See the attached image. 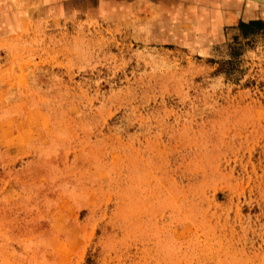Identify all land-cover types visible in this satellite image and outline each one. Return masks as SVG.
Segmentation results:
<instances>
[{
  "label": "rangeland",
  "instance_id": "obj_1",
  "mask_svg": "<svg viewBox=\"0 0 264 264\" xmlns=\"http://www.w3.org/2000/svg\"><path fill=\"white\" fill-rule=\"evenodd\" d=\"M250 18L0 0V154H36L0 157V264H264V34L220 69Z\"/></svg>",
  "mask_w": 264,
  "mask_h": 264
},
{
  "label": "trees",
  "instance_id": "obj_2",
  "mask_svg": "<svg viewBox=\"0 0 264 264\" xmlns=\"http://www.w3.org/2000/svg\"><path fill=\"white\" fill-rule=\"evenodd\" d=\"M234 26L237 28L238 33L233 36L231 42L227 43L230 55L226 59L220 61V69L226 74L234 71L237 64L236 56L238 51H235L237 46L233 42H239L240 37L249 38L256 33L264 34V20L261 18H250L248 20L239 19Z\"/></svg>",
  "mask_w": 264,
  "mask_h": 264
},
{
  "label": "crops",
  "instance_id": "obj_3",
  "mask_svg": "<svg viewBox=\"0 0 264 264\" xmlns=\"http://www.w3.org/2000/svg\"><path fill=\"white\" fill-rule=\"evenodd\" d=\"M42 0H35V2L37 4L39 3H47V2H50V1H57V0H43L44 2H41ZM61 2H63L64 0H59ZM34 150H32L33 152H35L37 149L36 146H31ZM11 156H16V159H18L19 157L22 159L21 161V166H24V165H27L28 163H32L33 162V159L35 158L36 154H0V157L1 158H9Z\"/></svg>",
  "mask_w": 264,
  "mask_h": 264
}]
</instances>
